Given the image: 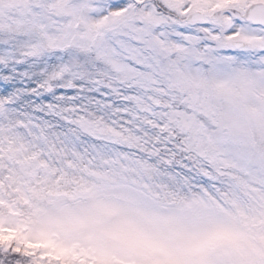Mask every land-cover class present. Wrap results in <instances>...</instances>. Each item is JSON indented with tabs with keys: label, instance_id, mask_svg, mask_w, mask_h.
Masks as SVG:
<instances>
[{
	"label": "snow or ice",
	"instance_id": "1",
	"mask_svg": "<svg viewBox=\"0 0 264 264\" xmlns=\"http://www.w3.org/2000/svg\"><path fill=\"white\" fill-rule=\"evenodd\" d=\"M0 264H264V0H0Z\"/></svg>",
	"mask_w": 264,
	"mask_h": 264
}]
</instances>
